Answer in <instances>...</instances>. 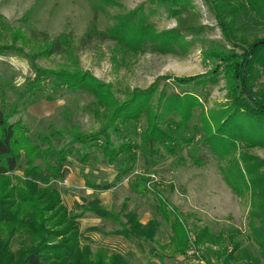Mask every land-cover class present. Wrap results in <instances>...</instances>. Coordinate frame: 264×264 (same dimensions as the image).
I'll list each match as a JSON object with an SVG mask.
<instances>
[{"label": "trees", "instance_id": "trees-1", "mask_svg": "<svg viewBox=\"0 0 264 264\" xmlns=\"http://www.w3.org/2000/svg\"><path fill=\"white\" fill-rule=\"evenodd\" d=\"M153 1L177 19V27L159 31L147 20L145 11L138 9L122 17L113 27L104 29L99 25V12L95 11L94 19L81 36L74 33L51 36L30 20L15 30L13 38L20 45L29 46L33 51L42 48L35 57L68 55L72 60L60 70L43 71L32 62L36 73L27 89L28 94L43 90L46 84L88 94L95 100L97 109L94 113L101 117V127L90 134L76 132L75 138L81 147H61L56 150V159L52 161L49 154L56 134H40V143H37L31 138L30 128L22 118L12 120L19 112L17 107L9 111L0 108V264H134L129 256L108 247L97 251L81 243L79 214L71 215L55 182L64 180L69 173L68 156L72 151L75 150L83 162H90L92 158L98 159L92 153L95 147L101 151L103 162L119 165L113 181L91 185L95 189L108 190L135 169L138 148L152 156L161 149L174 153L181 144L192 141L183 134L190 129L204 133L201 140L203 151L195 155V161L206 164L208 159H217L222 163L220 167L226 181L240 197L249 200L248 237L258 245L259 255L264 258V159L245 151L238 152L243 142L248 146L264 145V92L259 96L253 87H249L256 71L255 65H264V37L256 41L244 56L233 60L234 68L229 77L242 83V94L232 82L233 101L220 113L211 116L206 112V97L204 100L203 96L212 77L176 76L174 81L186 86L181 91L165 86L160 89L158 83L148 89H134L128 98L121 101L114 96L111 85L101 82L89 71L79 69L78 53L95 51L106 41H115L123 57L129 58L144 51L147 42L154 43L159 50H169L188 33L200 30L196 19L189 13L193 5L191 0ZM233 1L217 0L222 12H229L228 17H231L226 28L245 34L253 30L255 18L260 17L264 22V1ZM184 12L189 16L183 18ZM3 24L9 27L6 21ZM200 85L203 87L199 88ZM141 119L146 121V125L141 131L140 141H136L130 136L131 126ZM237 120L256 127L253 131L250 126L240 129L236 127ZM113 134H116V140ZM40 159L43 162L39 163ZM140 188L146 189L138 181L136 189ZM157 199L159 210L171 227L169 242L161 245L162 252L186 253L192 232L186 219L181 212L168 207L163 196L157 195ZM127 209L128 200H125L120 211L128 216V227L116 233L154 240L160 222L153 218L144 224L136 211L128 212ZM89 210L104 217L111 214L99 204L98 199L91 203ZM94 229L97 228H89ZM235 233L234 230L226 237L223 232L215 234L203 226L193 234L199 248L207 247L217 256L218 262L225 256L226 264H236L240 260L239 264H247L242 263L243 259L252 256L247 249H241ZM17 235L21 237V246L14 250L12 239ZM226 238L230 239L233 249L223 246L222 241ZM163 253L158 255L160 264H166ZM259 260V257L254 258L255 263ZM201 264L212 263L204 261Z\"/></svg>", "mask_w": 264, "mask_h": 264}, {"label": "rangeland", "instance_id": "rangeland-1", "mask_svg": "<svg viewBox=\"0 0 264 264\" xmlns=\"http://www.w3.org/2000/svg\"><path fill=\"white\" fill-rule=\"evenodd\" d=\"M191 2L193 5L189 13L201 28L198 32L188 33L169 50H159L154 43L147 42L144 51L124 58L115 41H106L95 51L78 53L79 69L89 71L101 82L111 85L114 96L121 101L128 98L134 89L144 90L158 83L160 89L165 86L181 91L186 86L175 82L174 77L206 75V78L213 79L206 84L207 90L203 96V99L206 97V112L210 116L220 113L233 101L232 82L238 87V93L240 91L242 94V83L230 79L229 74L237 57L244 56L256 41L264 37V22L258 17L250 32L243 34L237 29L233 32L226 28L231 19L227 14L229 12H222L217 0ZM138 9L145 11L147 20L159 31L178 25L177 19L153 0H0V108L9 111L17 107L19 112L12 120L22 118L30 128L31 138L37 143H40V134H56L50 160L56 159L55 152L61 147H81L75 138L76 132L90 134L99 130L101 117L95 115L97 106L94 105V98L88 94L54 88L52 84L44 85L43 90L33 95L28 94L30 82L35 79L34 65L42 71L60 70L71 64L72 60L68 55L35 57V53L42 48L33 51L29 46L20 45L13 38L15 30L30 20L51 36L60 33L81 36L94 19L95 11L99 12V25L104 29L113 27L122 17ZM182 16L185 18L189 14L184 12ZM4 21L9 27L4 26ZM257 64L249 87H253L261 96L264 92V65ZM254 83L255 86L252 85ZM248 101L253 104L250 99ZM145 125L144 119L137 121L131 126L130 136L140 141ZM248 126L252 131L256 127L237 120L236 127L242 129ZM183 134L192 141L181 144L174 153L161 149L152 156L138 148L135 169L108 190L95 189L91 185L113 181L119 165L103 162L101 151L95 147L92 153L98 159L92 158L90 162H83L78 153L72 151L68 156L69 173L64 180L55 182V186L71 215L79 214L77 220L81 243L97 251L98 248L108 247L129 256L134 264H160L158 255L163 253L161 245L168 243L171 235L170 222L159 210L157 195H161L168 207L178 210L186 219L188 229L192 231L188 250L192 248L195 251L194 254L163 253L166 264H201L204 261L226 264L225 256L218 262L211 250L203 246L199 248L195 243L193 233L203 226L209 227L215 234L223 232L226 237L235 230L241 249H247L252 256L244 258L242 263L264 264V258L259 255L260 248L248 237L249 200L240 197L226 181L220 167L222 163L217 159H208L206 164L195 161V155L203 151V131L190 129L183 131ZM113 138L117 139L116 134H113ZM242 151L264 159V145L248 146L243 142L238 152ZM40 160L39 163L43 162V159ZM138 181L146 189H136ZM95 199L111 214L104 217L89 210ZM125 200H128L127 211H136L142 223L146 224L153 218L160 222L154 240L116 233L128 227V216L120 211ZM92 227L97 229L89 230ZM20 240L19 235L12 239L14 250L20 248ZM222 244L229 250L233 249L229 238L224 239ZM256 257L260 258L258 263L254 262ZM239 263L241 260L236 262Z\"/></svg>", "mask_w": 264, "mask_h": 264}, {"label": "built area", "instance_id": "built-area-1", "mask_svg": "<svg viewBox=\"0 0 264 264\" xmlns=\"http://www.w3.org/2000/svg\"><path fill=\"white\" fill-rule=\"evenodd\" d=\"M136 173H138V171L136 172ZM150 174H152V173H150ZM150 174H148V175H150ZM154 175L153 176H156V174L155 173H153ZM156 178H157V176H156ZM153 179V178H152ZM188 253H195V251H193L192 250V248H190L188 251H187Z\"/></svg>", "mask_w": 264, "mask_h": 264}]
</instances>
